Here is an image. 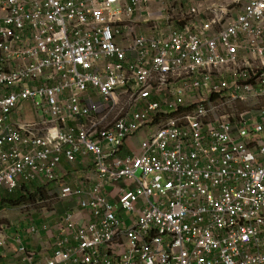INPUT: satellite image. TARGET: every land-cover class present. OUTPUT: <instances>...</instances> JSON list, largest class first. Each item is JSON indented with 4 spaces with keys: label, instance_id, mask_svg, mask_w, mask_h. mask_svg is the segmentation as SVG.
I'll return each mask as SVG.
<instances>
[{
    "label": "built area",
    "instance_id": "1",
    "mask_svg": "<svg viewBox=\"0 0 264 264\" xmlns=\"http://www.w3.org/2000/svg\"><path fill=\"white\" fill-rule=\"evenodd\" d=\"M142 5L0 0V204L52 186L66 209L31 224L40 252L3 226L0 264H264V0L158 38Z\"/></svg>",
    "mask_w": 264,
    "mask_h": 264
},
{
    "label": "crops",
    "instance_id": "2",
    "mask_svg": "<svg viewBox=\"0 0 264 264\" xmlns=\"http://www.w3.org/2000/svg\"><path fill=\"white\" fill-rule=\"evenodd\" d=\"M123 4L126 0H122ZM217 0H142L143 5L139 11H136L130 18L137 21V29L135 31L137 36H144L148 38H158L162 35L169 34L172 27L181 26L179 20L184 13H188L192 7H195L204 14L207 8ZM227 1V0H221ZM21 113L18 115V121H32L34 118V108L32 103H24L20 109ZM261 143L264 144V132L260 134ZM137 144V141H133ZM264 160V157L262 158ZM84 168L69 167L65 165L61 170V178L70 180L73 173L81 174ZM69 175V176H67ZM67 176V177H65ZM55 220H57L55 218ZM41 250L40 244L34 248Z\"/></svg>",
    "mask_w": 264,
    "mask_h": 264
},
{
    "label": "rangeland",
    "instance_id": "3",
    "mask_svg": "<svg viewBox=\"0 0 264 264\" xmlns=\"http://www.w3.org/2000/svg\"><path fill=\"white\" fill-rule=\"evenodd\" d=\"M57 205L55 201H51V198L47 196L45 201L39 203L23 205L18 208L2 207L0 208V230L5 226L12 238L18 237V239L16 238L18 241L22 238L25 242L30 241V244L33 245L34 238L27 236L28 229H30L32 223V225H35L45 222L51 215L52 210L58 209ZM56 219L58 220V218ZM54 220L49 219L47 222L53 224ZM18 244L21 245L19 242Z\"/></svg>",
    "mask_w": 264,
    "mask_h": 264
},
{
    "label": "trees",
    "instance_id": "4",
    "mask_svg": "<svg viewBox=\"0 0 264 264\" xmlns=\"http://www.w3.org/2000/svg\"><path fill=\"white\" fill-rule=\"evenodd\" d=\"M53 189L52 186L43 188H34L30 186H25L22 190L11 196L6 197L4 201L0 204V208L9 206L13 208H18L23 205H30L32 203H39L46 200L47 194ZM58 213L61 215L66 210L64 206L58 207Z\"/></svg>",
    "mask_w": 264,
    "mask_h": 264
},
{
    "label": "clouds",
    "instance_id": "5",
    "mask_svg": "<svg viewBox=\"0 0 264 264\" xmlns=\"http://www.w3.org/2000/svg\"><path fill=\"white\" fill-rule=\"evenodd\" d=\"M57 211H58V210H57ZM60 216H62V214H61ZM55 218H57V217H49V219H55ZM49 219H48V220H49ZM54 221H55V220H54ZM38 224H39V223H38ZM40 224H41V223H40ZM47 224H50V223H47ZM27 236H31V237L34 238L33 235H30V234H29V229H28V232H27ZM43 239L46 240L45 236H43ZM45 242H48V241H43L44 244H45ZM25 243H26V246H28V248L31 249V250H33V251H39V252H40V251L42 250V249H41V250H35V249H34V248H36V247L39 245V244H37V241H36L35 239H34V243H33L34 246L30 244V241H27V242H25ZM41 248H42V247H41Z\"/></svg>",
    "mask_w": 264,
    "mask_h": 264
}]
</instances>
